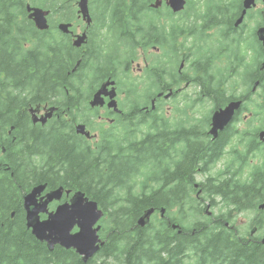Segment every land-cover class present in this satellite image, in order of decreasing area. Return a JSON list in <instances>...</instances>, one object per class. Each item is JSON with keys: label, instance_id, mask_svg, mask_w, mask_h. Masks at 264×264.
<instances>
[{"label": "flooded vegetation", "instance_id": "flooded-vegetation-1", "mask_svg": "<svg viewBox=\"0 0 264 264\" xmlns=\"http://www.w3.org/2000/svg\"><path fill=\"white\" fill-rule=\"evenodd\" d=\"M91 2L90 25L79 17L77 0L56 9V28L60 23L71 25L69 33L57 29L63 37L62 46L57 48L69 66L80 50L79 61L74 60L71 72L80 68L82 56L89 59L86 64L90 69L105 64L106 71L101 75L87 72L79 79L71 78L72 86H62L58 94L68 98L73 111L60 110L58 104H35L27 109L25 122L21 118L5 133L0 131V170L12 169L11 174H19L23 181L31 183L37 178L33 169L39 168L48 180L33 183L29 192L46 184V190L37 196L42 203L49 192L60 188L55 186L56 181L68 170V163L60 170V162L65 160L60 158L53 141L69 144L83 162L88 150L78 149L71 142L73 138L86 142L91 153L97 150L94 142L100 140L111 141V151H122L133 142L136 169L140 162L147 168L142 180L132 187L138 189L136 196L143 195L154 203L146 208L153 209L149 223L137 225L139 229L133 234L127 230L103 236L100 231L102 245L87 259L74 248L57 244L59 249L73 254L64 258L63 264H252L254 258V264H264V200L254 209L247 201L238 207L234 200L228 204L236 179L251 185L259 168L261 177L264 173V141L260 139L264 131V0H186L184 9L174 16L164 3L151 8L164 14L156 20L165 24L167 34L164 36L158 28L155 43L147 53L139 49L136 54L135 49L129 63L123 64L116 59L117 54L95 48V39L102 42V35L95 38V7ZM28 5H20V0H0V57L4 60H25L30 45L35 43L28 40L29 24L38 31L28 19ZM173 19L181 23L175 40L168 38ZM84 32L86 43L75 47V38ZM141 57L143 67L137 72L136 62ZM202 63L207 72L198 73ZM5 65L0 63L7 69ZM4 78L6 74L0 73V80ZM126 79L128 85L123 88ZM77 81L81 86L77 87ZM107 82L114 84L106 88L104 104L91 106L93 95ZM87 83L92 85L91 92L83 96L80 91ZM139 86L143 87L140 92ZM19 89L23 96L29 95L27 85ZM82 99L84 103H78ZM111 101L116 108L108 106ZM232 102L239 105L231 119L212 135V115ZM51 107L55 108L51 118L44 123L34 121ZM60 121L72 126L70 136L69 131H61ZM159 122L165 128H160ZM78 124H83L91 137L76 133ZM147 150L149 158L142 156ZM69 175L68 180L74 183ZM115 179L111 177L107 183L115 185ZM259 180L264 181V177ZM63 189L59 199L48 202V213L70 204L79 191ZM159 201L165 205L157 204ZM23 211L26 226L24 208ZM243 213L247 220L234 223L236 216ZM39 217L45 220L48 216L40 213ZM78 230L75 225L71 233ZM123 239L132 241L131 256L120 253ZM107 241L111 246L106 248Z\"/></svg>", "mask_w": 264, "mask_h": 264}, {"label": "trees", "instance_id": "trees-1", "mask_svg": "<svg viewBox=\"0 0 264 264\" xmlns=\"http://www.w3.org/2000/svg\"><path fill=\"white\" fill-rule=\"evenodd\" d=\"M74 1L76 0H20V5L28 2L30 6L36 5L44 10H49V29L40 32L29 24L28 40L29 43L32 40L35 43L30 45L25 60L18 62L15 57L12 61L0 57V63L7 66V69L0 67V73L6 74V78L0 80V131L3 133L11 125H16L21 118L25 122L27 109L35 104H58L60 110L73 111V105L68 98L64 97L62 93L58 94L62 86L64 84L72 86L71 78L79 79L87 72L96 71V75H101L103 71H106V69L104 70L105 64L93 65L90 69L86 64L89 59L87 61L86 57L82 56L80 68L71 72L75 69L74 60L79 61L80 50L76 51L73 56L74 60L69 66L57 48L62 46L63 37L59 35L56 28L55 11L67 2ZM151 1L92 0L96 18L93 27H97L95 38L99 33L102 35V42L97 43L95 39V48L106 49L110 54H117L116 59L121 60L120 64L129 63L128 60L132 58L135 49L136 54L139 49L146 54L155 43L154 35L158 28L162 29L161 33L164 36L167 34L165 24L156 20L164 14L154 12L149 7ZM14 25L13 19L12 26ZM179 30H181V23L173 19L168 38L175 40ZM121 51L123 52L121 53ZM120 53L123 55L122 58ZM202 65L203 63L198 68V73L207 72V69ZM26 85L29 88V95L23 96V91L18 88H23ZM79 86H81V82L77 81V87ZM78 103H84V100H79ZM59 125L61 131L66 133L72 128V126L63 125L61 121ZM67 134L70 136V131ZM71 142L80 150L86 148L88 155L83 162L79 157V152L74 154L69 144L61 140L53 141V146H58L55 149L62 155L60 158L65 160V162H60V170L68 163V170L61 173L55 186L63 187L71 192L79 190L98 204V208L103 212L99 221L103 236L108 232L114 234H124L127 230L132 234L136 232V229H139L137 219L146 208L154 203L152 200H146L147 197L143 195L136 196V191L132 187L136 174L142 173L147 168L143 166V162H140V168L136 169V148L133 142L129 143L128 147L122 151L115 148L111 151L109 148L113 146L112 142L100 140L95 145L97 150L92 153L86 142L75 138ZM4 150V147L1 148V151ZM142 156L149 158L150 151L147 150ZM142 156L140 159H143ZM157 169L158 172L159 165ZM33 170L34 173H37V178L31 183L23 181L20 177V181H18L17 176L11 174L12 169L7 172L0 170V264H63L64 258L73 257L72 253L63 251L57 246L53 251H50L25 226L23 197L29 192L33 183L48 180L39 168L35 167ZM67 175L70 180L74 179V183L68 180ZM111 177L116 178L115 185L107 183ZM260 177L261 168L258 169L251 185L236 179L231 186L233 193H231L228 204H232L234 200V205L238 207L239 204L247 201V204L254 209L259 201L264 200V181L259 180L264 177V173ZM118 181L119 185H117ZM120 186L124 190H121V196H117L115 190ZM157 204L165 205L164 201H159ZM222 215L225 216L226 213L224 212ZM103 236L102 238H104ZM131 242L128 239H123L124 248L120 250L123 256L132 255V249L129 248L132 246ZM109 246H111L110 242H105V247ZM112 247L115 249V245ZM255 262H257V258L253 259L252 264ZM142 264H146V262L144 261Z\"/></svg>", "mask_w": 264, "mask_h": 264}, {"label": "water", "instance_id": "water-1", "mask_svg": "<svg viewBox=\"0 0 264 264\" xmlns=\"http://www.w3.org/2000/svg\"><path fill=\"white\" fill-rule=\"evenodd\" d=\"M169 7L173 13L181 12L186 4V0H153L150 4V8H158L162 4ZM89 0H77L78 15L82 17L86 25H90L91 17L89 15ZM248 7V6H246ZM28 19L32 20L38 31H47L49 29L48 16L50 11L44 10L39 7L27 6ZM70 24L60 23L57 25L59 32L65 34L70 32ZM87 41L86 32L77 35L74 41L75 47H81ZM114 82H107L102 85L99 90L93 95V99L90 102L91 106H102L104 104L102 96L106 95V88L109 85H113ZM239 103L232 102L225 109L219 112H215L212 115V129L210 133L216 135L218 130L223 127L231 119L233 112L238 107ZM109 107L116 108V103L111 101L108 103ZM54 107L48 109L47 113L39 118H34V121L46 122L48 118H51ZM31 112H36L31 110ZM76 133L91 137L90 133L86 131L83 124H78L75 127ZM260 139L264 141V131L260 133ZM47 188L46 184L35 186L30 193L26 194L23 199V208L26 216V226L31 230L32 235L40 242H44L49 250H53L55 245H61L65 248H74L80 255H83L85 259L91 257L102 245V241L99 238L98 232L101 226L98 224L103 216V212L98 208V204L85 197V194L81 191L76 192L72 202L58 206L57 209L48 213L46 206L48 202L59 199L63 188H57L54 191L49 192L46 195L44 202H38L37 196H39ZM262 207V206H261ZM47 214L45 220H41L39 214ZM153 213V209H147L138 219L137 225L144 227L149 223V218ZM79 228L75 234L71 233L74 226ZM264 243V239L262 240Z\"/></svg>", "mask_w": 264, "mask_h": 264}, {"label": "rangeland", "instance_id": "rangeland-1", "mask_svg": "<svg viewBox=\"0 0 264 264\" xmlns=\"http://www.w3.org/2000/svg\"><path fill=\"white\" fill-rule=\"evenodd\" d=\"M199 1H201V0H199ZM32 5V4H31ZM33 7H36V5H33ZM164 13H166V11H165V9H164ZM180 22V21H179ZM117 51V50H116ZM123 51H121V53H122ZM121 53H120V55H121ZM122 56L123 55H121V58H122ZM137 64H139V67H137ZM135 66V65H134ZM143 67V57H141V58H139L138 59V62H136V71L138 72V68H142ZM136 72V73H137ZM134 76H136V75H134ZM127 85H128V80L126 79L125 81H123L122 82V87L123 88H126L127 87ZM92 87V85L90 84V83H87V84H85V85H83L82 86V89H81V95H83V96H87V95H89L90 94V88ZM143 90V87L142 86H139L138 88H137V91L138 92H140V91H142ZM159 126H160V128H165V127H162L161 126V122H159ZM97 144V142H94V145H96ZM67 150V149H66ZM68 153H70L69 151H67ZM143 172L142 173H140V174H137L136 175V178H135V180L133 181V184H136V182H140L141 180H142V177H143ZM17 176V180L18 181H20V179H19V174L18 175H16ZM122 186H120L119 188H117L116 190H115V193L117 194V196H121L122 195V193H121V190H122V188H121ZM134 188V190L136 191V192H138V189H136V187H133ZM123 191V190H122ZM246 214L245 213H243V214H240V215H237L236 216V218H235V221H234V223H237V224H240V222L242 221V220H247V218H246ZM184 224L185 225H189V223H186V222H184ZM208 236V235H207ZM200 239V238H199ZM200 241V240H199Z\"/></svg>", "mask_w": 264, "mask_h": 264}]
</instances>
